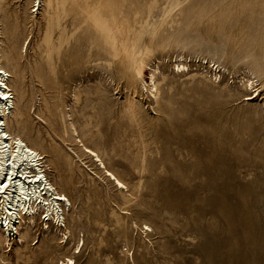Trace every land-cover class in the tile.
<instances>
[{
	"label": "rangeland",
	"instance_id": "1",
	"mask_svg": "<svg viewBox=\"0 0 264 264\" xmlns=\"http://www.w3.org/2000/svg\"><path fill=\"white\" fill-rule=\"evenodd\" d=\"M33 2L0 0L4 129L71 206L0 264H264V0Z\"/></svg>",
	"mask_w": 264,
	"mask_h": 264
},
{
	"label": "bare ground",
	"instance_id": "2",
	"mask_svg": "<svg viewBox=\"0 0 264 264\" xmlns=\"http://www.w3.org/2000/svg\"><path fill=\"white\" fill-rule=\"evenodd\" d=\"M33 3V8L37 5L38 11H40L41 0H34ZM11 44L15 51V36L12 37ZM1 47L0 25V52ZM182 69L184 70L185 66H182ZM9 76L0 61V230L7 239L13 240L16 236L18 237L17 227L23 217L34 220V211L40 208L43 211L41 218L44 221L59 225L64 220L62 207L71 206V201L44 175L43 169L47 166L46 162H43L45 160L43 154L26 142L23 137L13 135L10 129H4L7 116H10L15 110L14 97L7 84ZM150 78L153 77L150 75ZM156 90L154 86L151 91L153 98ZM65 162L67 167L61 160L58 161V158L54 157L52 165L68 177L71 176L74 159L69 155ZM108 174L116 181L120 189H123V183L112 173L108 172Z\"/></svg>",
	"mask_w": 264,
	"mask_h": 264
},
{
	"label": "built area",
	"instance_id": "3",
	"mask_svg": "<svg viewBox=\"0 0 264 264\" xmlns=\"http://www.w3.org/2000/svg\"><path fill=\"white\" fill-rule=\"evenodd\" d=\"M38 12H40V11H38V7H37V5H36L35 8L31 9V14H32L33 16H36V15L38 14Z\"/></svg>",
	"mask_w": 264,
	"mask_h": 264
}]
</instances>
